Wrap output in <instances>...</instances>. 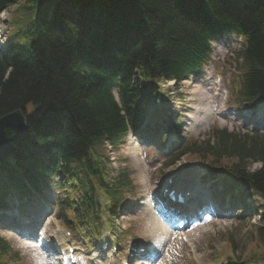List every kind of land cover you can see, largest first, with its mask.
<instances>
[{"label":"trees","instance_id":"16d2710c","mask_svg":"<svg viewBox=\"0 0 264 264\" xmlns=\"http://www.w3.org/2000/svg\"><path fill=\"white\" fill-rule=\"evenodd\" d=\"M12 5L19 25L6 54L0 50V115L16 108L27 113L26 131L12 135L29 148L16 167L37 185L55 167L67 172L79 164L82 171L74 172L71 187L105 192L112 215L131 185L127 179L106 182L104 142L117 144L138 121L134 103L138 91L153 87L147 80L187 77L208 59L211 38L235 32L244 37L237 52L239 104L264 98V0H0V11ZM116 84L120 106L111 95ZM198 146L211 162L235 159L227 172L263 199L254 225L258 258L250 261L264 264V133L214 128ZM27 150L53 155L47 162L35 158L34 165H20ZM253 161L260 166L249 172L246 166ZM3 172L0 184L23 188V181ZM5 250L0 240V255Z\"/></svg>","mask_w":264,"mask_h":264},{"label":"rangeland","instance_id":"374dc122","mask_svg":"<svg viewBox=\"0 0 264 264\" xmlns=\"http://www.w3.org/2000/svg\"><path fill=\"white\" fill-rule=\"evenodd\" d=\"M12 9L13 8H9L0 15V43H3V38L8 33V25L6 21L14 19L18 15ZM233 45L231 42L225 44L215 42L213 48V59L204 68L200 75L191 77L189 80L179 84L178 86H175L173 83L164 84L168 86L171 94L170 101L168 103L166 102L165 105L169 106L170 108H174L172 111V116L174 115L173 118L175 120L178 119V121H188L186 116L192 121H194L196 118L199 120L197 117L198 114H196L195 109H192V107L196 108V110L199 109L197 113L200 115L198 116L205 117L203 119L200 118V126L195 130L189 128L194 126L193 122L190 121L188 123L189 126H186L183 128L184 130H181L183 139L186 137H192L194 140L204 131H208L213 125H218L229 130L236 128L241 130L247 128V126L241 121L233 118L235 114L231 107H224V101L228 95L227 85L231 81V67L235 66V62L232 61V59L227 60L225 58L226 55L224 56V54L225 49L229 46L232 48ZM230 52L227 54L228 56H231ZM229 63L231 64V67H229ZM216 71L223 73V85L219 90H215L213 88L212 90L207 91L208 81L211 82V77L214 76ZM216 91L220 95L218 98L214 97V92ZM201 93L206 94L205 97L207 99L205 103L200 102ZM149 108L152 110V112L159 113L156 112V109L151 103ZM209 110L211 112V117H206V115H209ZM252 117L254 118L255 115H252ZM138 142L129 136L126 142L123 143L116 151H114L112 155L109 153V155L113 156L112 158L116 161L114 167L127 166L136 184V205L129 206V209L124 213V215H120L118 221L120 227L125 229V234L127 232H133L135 237H140L139 241L143 243L149 242L153 249L157 244L154 236L155 233L151 229V222H154L153 218H155L152 214V210L155 209V205L151 200L152 198L150 197L149 199L147 196L152 194L153 190L163 183L167 178H171V184H192L196 181V179L199 178L201 171L197 165H195L196 163L187 161L195 160L190 156H185L180 162H177L175 166H165L163 164V159L159 156H156L153 148L145 147L141 144V142H139L140 144ZM206 161L209 162L210 159L206 158ZM222 163H226V161L220 162V164ZM178 167L179 170L175 172L174 170ZM141 199L143 200L140 201ZM211 200L212 199H210V201ZM140 202L141 205H139ZM211 209L212 210H210L208 214L202 215L201 221L199 223L190 224L181 230L172 229L171 231H168L167 235H171L172 237L169 236L170 240H168L169 242L165 252H169L173 259L169 264L215 263V261L211 259L212 248L218 250L223 242V239L221 238L222 235L218 233L225 230H231L235 225H237V223L233 220H230V218H225L221 213L215 211L213 208ZM246 229H248V227L247 225H244L243 230ZM66 230L67 229L59 227L58 224H56L54 218H50L44 227L39 231V234H41L42 237L44 236L42 238L43 240L38 239L39 235L35 239L31 240L22 239L15 232L8 231V233H6L0 228V231L4 233L3 235L11 239L13 249L18 250L21 253L23 264L57 263L55 259H52L53 254L48 255L52 262H48L47 258L45 257V254H49L50 251L48 239L52 237L51 234L53 232H55L57 240H60L62 243L65 241H73L76 251L85 256L95 251L96 246H98L100 243L98 242V244L95 247H92V249L80 247L79 243L73 240V237L64 236V232ZM241 235L243 237L244 244L249 249L251 247L249 233L241 232ZM133 245L134 244L130 242V244H127V246L119 248L118 257L120 260H127L129 248ZM60 247L63 248L61 244ZM234 255H241V253L239 251ZM139 261L143 262L145 260L140 257ZM168 262L169 260L160 256L153 264H168ZM115 264H117V261ZM130 264H134V262ZM137 264L141 263L137 262Z\"/></svg>","mask_w":264,"mask_h":264},{"label":"water","instance_id":"95a60500","mask_svg":"<svg viewBox=\"0 0 264 264\" xmlns=\"http://www.w3.org/2000/svg\"><path fill=\"white\" fill-rule=\"evenodd\" d=\"M9 129L19 133L24 132L25 116L21 110L16 109L0 116V154H3L11 147L6 135V131Z\"/></svg>","mask_w":264,"mask_h":264},{"label":"bare ground","instance_id":"6f19581e","mask_svg":"<svg viewBox=\"0 0 264 264\" xmlns=\"http://www.w3.org/2000/svg\"><path fill=\"white\" fill-rule=\"evenodd\" d=\"M204 94L203 93L200 94V102H202V103H205V101L207 99L205 97L206 94L205 95ZM198 110L199 109H197V111ZM197 111H196V113H197ZM197 114L200 115L199 113H197ZM153 219H154V222H151V229L155 233L154 236H156V241L158 244V243L163 242L165 240L167 231H166V228L163 226V224L159 221V218L155 217ZM101 254H102L101 248H99V250L97 252L93 253L91 256H89L87 258H84V257L79 256V255H74V256L78 259V264H99L100 260L102 262H104L105 264H110L111 261L109 260L108 256L106 255L105 259H103V258H101Z\"/></svg>","mask_w":264,"mask_h":264}]
</instances>
